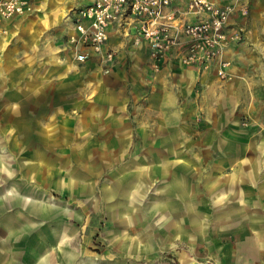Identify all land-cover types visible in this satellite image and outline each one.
Listing matches in <instances>:
<instances>
[{"label":"rangeland","instance_id":"rangeland-1","mask_svg":"<svg viewBox=\"0 0 264 264\" xmlns=\"http://www.w3.org/2000/svg\"><path fill=\"white\" fill-rule=\"evenodd\" d=\"M43 4L23 13L49 7L32 23L42 63L65 34L63 24L45 28L42 20L74 0ZM248 4L241 39L223 50V76L212 65L199 70L211 76L192 82L133 80L127 62L124 76H112L121 70L110 50L111 58L94 59L104 76L1 77L0 218L18 223L4 251L14 244L53 256L40 264H186L183 255L194 264H264V2ZM172 91L170 105L163 96ZM158 134L164 143L149 144ZM140 169L159 173L146 176L144 191L133 187ZM191 201L197 210L187 209ZM193 213L200 223L185 226Z\"/></svg>","mask_w":264,"mask_h":264},{"label":"crops","instance_id":"crops-1","mask_svg":"<svg viewBox=\"0 0 264 264\" xmlns=\"http://www.w3.org/2000/svg\"><path fill=\"white\" fill-rule=\"evenodd\" d=\"M30 2H31V6H34L35 4L36 7L44 5L43 0H30ZM262 2L264 1L256 0V6L259 7L260 5H262ZM87 3H89V0H74V4H72V6H69L68 11L61 12V10L58 11L54 10L50 13V16L44 17V19L42 20L43 22L42 25L45 28L50 27L54 29L57 26H61L63 24L62 25L63 27H61L62 29L61 33L64 32L65 34H62L63 38L61 39L62 41L59 42V44L55 43L47 47L46 49L47 51L45 52L46 58L43 63L40 62L39 59L40 57L37 52V49L40 48L38 47L39 45L37 43L39 25L38 23L36 24H32V23L34 22L33 20H36L39 14H42V11L49 9V7L47 8L42 7L41 12H38L36 10L35 12L32 13L17 15L4 22L3 25L6 29V32L4 34H0V45L3 49V56L0 60V78L2 76H51V74H57L58 76H73V78H78V79H80L81 76H104V74L100 73V70L97 67L93 68L95 64L94 59L96 55L91 56L88 60L85 61L84 64H82V62L76 61L75 59L76 49L80 51L88 50V49L82 46L75 48L76 46L74 45V43L70 41L71 36L78 35V32L74 24V10L77 7L85 5ZM34 14H37V16H34ZM243 18H244L243 16L233 14L230 18L228 31H232L237 26H241ZM135 33L136 32L134 29H132L130 23L120 22V23H113L109 26V37L104 46V49L112 50L116 54L117 60L115 65L120 66V70H121L120 73L116 72L112 76H124L123 75L124 69L122 67L124 62H127L129 66V73L126 76H132L133 80L135 79L134 78L135 76H138V78L139 76H176V78L179 80H186L188 82H192L193 80H196L200 74H201L200 76H205L206 78L208 76H211L210 75L211 71L205 73H199V70H197L195 67L184 66L179 64L177 59L175 58L174 51L169 55L161 58L158 62L154 63L150 58V53L146 42L141 41L138 44L134 43V36L136 35ZM232 43L234 42H231L230 44ZM0 81H2V78L0 79ZM85 82L86 81L84 80V83ZM13 92L14 95L13 94L12 95L16 97L15 95L16 90H14ZM101 92H102V96L109 97V95L104 91ZM4 95L5 94L3 93L2 97ZM176 96H177V92L172 91L170 94L166 95V97L163 96V98L164 100L167 99L168 104L171 105L174 103ZM108 101L109 99L103 100V102H108ZM163 123L165 124V122ZM173 134H171V136L167 138V142L168 144H170L171 149H172L171 145H175V133ZM148 143L149 144L153 143L157 146L159 144L161 145L162 143H164V139L162 138L161 134H158L153 142L148 141ZM160 154L162 153H159L158 155ZM156 155H152L151 157L153 159H157ZM164 160L167 162L166 159ZM166 162H162V163H166ZM7 170L8 169H6L5 171ZM156 174L159 175L158 172L150 169L136 170L132 174V176L134 175L133 177H136V181L133 182V187H135L136 191L139 189H142L144 191L146 176H151ZM176 187L177 188L175 190L180 191L181 194L188 193V191L185 192L183 191L182 189L183 184H181V187L179 186V184ZM192 192L193 191H191V193ZM232 197L234 196L227 195V197H224L221 200L217 201L218 206H221L222 204H226L228 200H230ZM136 199L137 198H135V195H133L132 201ZM182 199L183 197L182 195H180L178 197V200L182 201ZM184 201H186L185 198ZM157 203L158 202L155 203V201L152 202L151 207L152 208L156 207L158 205ZM191 203L192 204H189L187 206V209H189V211H192V209L197 210V206L193 204L192 201ZM241 207L242 209L243 208L248 209L247 208L248 206L246 204H244ZM248 212L253 213L254 210ZM186 218H187L186 222L188 224H186L185 226L189 225L191 227L194 225V227H196V225L200 223L199 218L195 213L188 215V217L186 216ZM16 224L18 223L14 222L13 220L7 221L5 218L2 219L0 218V238L4 237V239L0 241V264H40L41 261L39 260L40 256L46 257V259L49 262V257H53V256L50 254L40 255L39 250L37 248L32 250H27L21 253V251L15 249L14 244H12L11 249H9L10 252H8L7 250L4 251L3 248H5V245L7 246L6 243V241L8 240L7 238L12 239L16 235L17 232L15 230ZM173 224H174L173 229L175 234L176 235L178 234L180 239H184L188 241V237L186 236V234H184V230H187V228H184V224L180 223L179 225H177L176 222ZM216 224L218 226L217 228H221L226 225L222 221H217L215 225ZM189 231L192 232L191 229ZM148 236L150 240H152L151 236L150 235ZM261 241L262 238L259 239L258 242L261 244ZM189 242L191 241L189 240ZM151 245L154 248L153 241ZM148 250L152 251L150 248ZM182 258L184 259V262L186 264L191 262L186 255H183Z\"/></svg>","mask_w":264,"mask_h":264},{"label":"built area","instance_id":"built-area-1","mask_svg":"<svg viewBox=\"0 0 264 264\" xmlns=\"http://www.w3.org/2000/svg\"><path fill=\"white\" fill-rule=\"evenodd\" d=\"M248 7V0H89L74 10L78 35L70 41L89 50L76 49L78 62L100 54L111 58L113 52L104 49L109 26L126 22L136 32L134 42H146L154 63L174 51L179 64L197 70L215 65L223 76L230 64L223 50L242 37L241 26L228 31L230 18L244 17ZM30 9V0H0V34L4 22Z\"/></svg>","mask_w":264,"mask_h":264},{"label":"bare ground","instance_id":"bare-ground-1","mask_svg":"<svg viewBox=\"0 0 264 264\" xmlns=\"http://www.w3.org/2000/svg\"><path fill=\"white\" fill-rule=\"evenodd\" d=\"M188 264H194L193 262H189Z\"/></svg>","mask_w":264,"mask_h":264}]
</instances>
